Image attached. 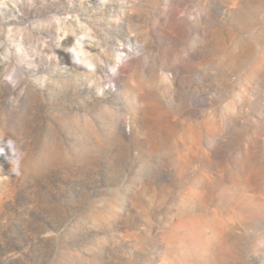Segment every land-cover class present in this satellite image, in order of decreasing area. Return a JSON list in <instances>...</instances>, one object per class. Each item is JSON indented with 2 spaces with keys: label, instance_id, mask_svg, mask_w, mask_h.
<instances>
[{
  "label": "rangeland",
  "instance_id": "rangeland-1",
  "mask_svg": "<svg viewBox=\"0 0 264 264\" xmlns=\"http://www.w3.org/2000/svg\"><path fill=\"white\" fill-rule=\"evenodd\" d=\"M0 264H264V0H0Z\"/></svg>",
  "mask_w": 264,
  "mask_h": 264
}]
</instances>
